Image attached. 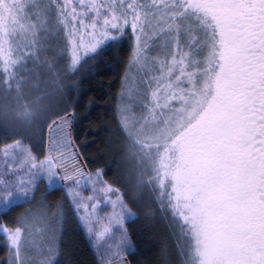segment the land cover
Segmentation results:
<instances>
[{
    "label": "snow or ice",
    "instance_id": "1",
    "mask_svg": "<svg viewBox=\"0 0 264 264\" xmlns=\"http://www.w3.org/2000/svg\"><path fill=\"white\" fill-rule=\"evenodd\" d=\"M56 8L73 67L102 44L132 40L116 119L139 116L175 134L171 191L162 181L157 197L166 228L155 264H264V0H59ZM75 113L49 124L42 152L4 146L0 264H58L66 231L83 233L96 264H134L153 244L132 239L127 223L138 213L102 179L105 169L86 170ZM105 199L112 211L101 214ZM147 214L154 221L157 209Z\"/></svg>",
    "mask_w": 264,
    "mask_h": 264
},
{
    "label": "trees",
    "instance_id": "2",
    "mask_svg": "<svg viewBox=\"0 0 264 264\" xmlns=\"http://www.w3.org/2000/svg\"><path fill=\"white\" fill-rule=\"evenodd\" d=\"M7 1L10 0H0L1 13H3ZM19 1L24 3L26 0ZM19 1L11 0L10 2L16 6ZM38 1L40 5L52 6L50 0ZM2 27L0 20V31L3 29ZM125 41L123 47L103 45L98 51L84 56L75 67L72 64L69 65L67 61L65 68L62 66V71L57 78L60 81L58 84L59 98L52 100L46 108L44 107L39 112L36 108V114L23 121L26 126L9 124L0 112V159L3 158L4 146L17 141L23 146L30 144L33 150L38 153L45 150V133L49 124L62 117L69 108L75 107L77 130L83 129L82 138L87 141V147L80 149L85 153L82 156V159L87 161L85 166L93 173L97 168H104V179L118 188L123 193V198L130 209L138 213L136 219L129 218L127 223L132 239L140 241L144 237H151L153 240L152 246L137 254L134 264H146V262L155 264L156 245H158L159 237L164 234L166 226L159 215L158 202L148 204L143 203V199H138L137 202L127 197L134 183L131 173L127 171V161L125 160L129 136L124 125L116 119L114 109V97L120 89V77L123 75L125 61L130 50L129 46L132 43L128 36L125 37ZM58 44L61 47L65 45V42ZM61 52L64 54L63 49ZM3 77L4 73L0 68V97L7 95L11 90L4 83ZM44 99L43 96L40 98L41 105L46 102ZM84 116H89V120H83ZM34 124L36 128L38 127L34 131V135L37 136L32 135L33 133L29 134L30 127ZM92 128H100L99 135H87V131ZM59 195V192L49 193L48 199L55 200ZM149 209H157L154 221L147 214ZM19 210L17 209V211ZM14 214H10L6 219L11 222V216ZM5 251L6 247L3 243L2 233H0V257L4 255ZM96 260L97 256L92 245L81 231H66L58 264H96Z\"/></svg>",
    "mask_w": 264,
    "mask_h": 264
},
{
    "label": "rangeland",
    "instance_id": "3",
    "mask_svg": "<svg viewBox=\"0 0 264 264\" xmlns=\"http://www.w3.org/2000/svg\"><path fill=\"white\" fill-rule=\"evenodd\" d=\"M10 1L5 3L3 13L0 12L3 25L0 31V68L4 73L3 81L11 90L0 97V112L9 124L23 127L26 126L23 121L33 117L36 108L39 112L52 100L59 98L60 81L57 78L67 61L69 65L72 64L71 46L64 27L57 22L56 4L59 0H50V7L40 5L38 0H26L24 3L18 0L16 6ZM63 41L65 45L58 46ZM87 55L82 54V58ZM42 96L46 102L41 105ZM136 111L140 113L143 109ZM58 119L70 120L71 116L63 115ZM124 127L129 136L126 166L134 181L127 197L137 202L143 199V203L154 204L158 202L162 181L163 190L171 191V173L176 160V153L172 150L175 134L163 124L155 125L139 116H131ZM30 128L29 134L34 135L38 127L34 124ZM55 136L54 130L53 143ZM102 179L105 180L104 177ZM85 194L90 195L91 191ZM109 195L112 200H116L118 193ZM99 211L101 214L111 212V201L105 199Z\"/></svg>",
    "mask_w": 264,
    "mask_h": 264
}]
</instances>
